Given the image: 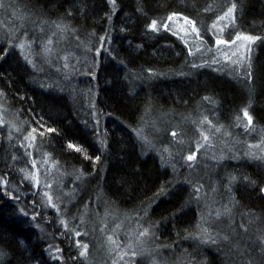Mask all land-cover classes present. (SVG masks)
I'll return each mask as SVG.
<instances>
[{
  "label": "trees",
  "instance_id": "16d2710c",
  "mask_svg": "<svg viewBox=\"0 0 264 264\" xmlns=\"http://www.w3.org/2000/svg\"><path fill=\"white\" fill-rule=\"evenodd\" d=\"M18 1L38 19L57 17L70 24L85 43L92 37L102 36L108 54L101 55L94 89L71 82L73 97L71 94L67 97L44 91L36 83L37 75L31 74L17 53L12 51L3 57L4 48L0 45V89L11 106L22 119L40 121L46 130H55L47 134L45 147L63 163L73 162L92 173L93 192L105 204L119 210H146L148 225L156 230L159 245L173 248L188 264H212L213 257L206 252L211 246H199L194 240L185 239L192 235L197 218V205L189 195L188 185L196 184L190 180L198 182L201 178L206 182L210 177L206 166L204 170L198 168L185 173L171 170L174 165L162 167L157 154L142 147L134 132L143 115L151 114L154 120L164 115L177 125L186 116L205 112L204 117L211 125L215 124L226 139V133L238 127L239 113L247 110L252 118L250 129L245 133L233 132L228 144L256 142L252 138L256 127L264 130V39L255 44L256 61L248 81L187 64L185 57L175 55L164 43L166 37L153 40L142 27L145 21L159 23L175 12L195 15L206 0H115L112 18L109 0ZM234 3L239 11L235 19L238 29L250 34L264 33V0H235ZM108 55L111 58L108 59ZM146 70L158 76H150ZM80 90H83L82 100L94 98L97 108L105 115L98 132L90 130L83 121L84 103H88L75 100ZM219 124H224L225 128ZM150 127L153 130L161 126L152 121ZM151 132L146 137L154 142L156 138ZM66 143L77 144V149L81 146L88 152V159L82 160V150L67 149ZM10 154L0 150V175L17 179L19 166ZM219 161L212 169L217 177L212 179L220 184L218 193L210 198L213 205L226 209L227 203L229 207L235 204L240 212L256 210L262 217L256 221V229L264 235V196L257 194L264 183L263 166L242 159ZM234 178L240 182L235 181L229 189L224 181ZM16 185L20 196H24L26 182L21 180ZM86 186L83 184L81 191H85ZM161 188L168 194L158 197ZM4 190L0 185V264H55L63 260L62 252L44 247V233L51 231L48 223L42 227L26 223L13 202L17 198ZM180 208L183 211L175 214ZM38 212L35 206L32 216L36 218ZM233 247L234 242L229 246L216 244L217 256L226 258L225 248ZM56 256L59 259L53 258Z\"/></svg>",
  "mask_w": 264,
  "mask_h": 264
},
{
  "label": "rangeland",
  "instance_id": "374dc122",
  "mask_svg": "<svg viewBox=\"0 0 264 264\" xmlns=\"http://www.w3.org/2000/svg\"><path fill=\"white\" fill-rule=\"evenodd\" d=\"M234 1L217 0L214 3L206 0L205 3L210 5L200 7L195 15L175 12L157 22L156 30L150 29L152 23L147 21L142 27L153 40L166 37L164 43L175 55L185 57L187 64L196 68L207 67L249 81L256 61L255 44L259 40L249 45L243 37L264 39V33L257 35L239 30L235 20L239 13L236 7L233 13L225 16L235 6ZM26 8L18 0H0V45L4 48L3 57L6 56L5 49L8 50L7 54L12 51L17 53L31 74L37 75L36 83L44 91L67 97L71 94L73 97L69 85L71 82L79 86L89 85L94 89L96 73L102 62L101 55L108 54L102 36L92 37L85 43L74 33L73 27L60 18L42 16L38 19L37 15L31 13L32 10L29 12ZM113 9L116 10V7L111 4V18L115 12ZM169 17L172 19L169 20ZM221 17L224 19L221 20ZM193 27L196 31H193ZM218 39L226 43L217 45ZM249 47L251 51H248ZM146 72L150 76H158L154 71ZM81 92L83 94V90L79 91L75 100L81 104L83 101L88 103H84L86 116L83 121L90 130L98 132L105 115L97 108L94 98L82 100ZM6 97L0 89V145L4 152L11 153V159L19 168L17 179H6L0 175V185L4 191L17 198L13 202L22 220L31 226L42 227L48 223L51 227L50 233H44V247L46 250L59 249L57 253L62 252L64 255V259L55 261V264H188L173 248L159 245L156 230L150 229L148 225L146 210H119L105 204L93 192V174L73 162L68 164L56 159L54 152L45 147L49 131L42 126V122L27 117L22 119ZM245 111L239 113L238 127L232 128L234 133L239 130L245 133L250 129ZM204 113L186 116L177 125L165 119L164 115L156 120L152 119L151 114L143 115L134 135L142 147L157 154L162 167L174 165L170 167L171 170L185 173L206 166L210 173L206 182L203 181L205 178H196L198 182L190 180L196 184H185L190 188L189 195L197 205L196 224L192 235L187 236L186 240H194L199 246H211L206 252L207 256L210 253L213 257L212 264H264V235L256 229V221L262 218L261 214H257L254 209L240 212L235 204L229 207L227 203L226 209L223 206L215 207L210 200L219 191L220 184L212 179L217 178L212 169L215 164H220L219 160L242 159L256 162L264 168V130L256 127V133L252 134L256 142L252 144L245 141L242 145L243 142L238 141L232 142L230 146L228 143L232 140L233 132L226 133V139H223L220 130L215 124H210ZM248 116L251 117L249 112ZM152 121L161 127L150 129ZM219 125L225 128L224 124ZM150 131L154 133L155 143L146 137ZM174 132L175 136L172 135ZM76 146L66 143L67 149L77 151ZM80 149L83 152L80 157L87 160L88 152L81 146ZM193 154L195 159L188 161L187 157ZM21 180L26 182L24 196H20L21 191L16 185ZM235 181L234 178L225 179L224 182L231 189ZM83 184H87L85 191H81V187L84 189ZM262 188L264 183L257 194L264 196ZM35 206L39 208L36 218L32 216ZM33 218L37 219L36 222ZM220 242L228 246L235 243V248H225L226 258L217 256L219 248H216V244ZM84 245H87L86 249ZM81 251L85 252L84 256L80 255ZM197 252H200V248Z\"/></svg>",
  "mask_w": 264,
  "mask_h": 264
},
{
  "label": "snow or ice",
  "instance_id": "6c2138e0",
  "mask_svg": "<svg viewBox=\"0 0 264 264\" xmlns=\"http://www.w3.org/2000/svg\"><path fill=\"white\" fill-rule=\"evenodd\" d=\"M109 2L112 3L113 5L115 4V0H109ZM113 10H115V9H113ZM234 10H235V6H233V8H230L229 11H228V13L225 14V16H228V15H230L231 13H233ZM171 19H172V17H169V20H171ZM220 19L222 20V19H224V17H221ZM189 23H191V22L189 21ZM156 24H157V22H156V21H153L152 24L149 25V28L152 29V30H156ZM214 27H215V25H214ZM193 31H196L195 27H193ZM239 38H240V37H238V39H239ZM103 39H104V38L102 37L101 40L103 41ZM243 39H245L246 41H248V42H249V45H251V44L254 43L255 41L260 40L261 37L244 36ZM49 43H51V41H49ZM216 43H217V45H220V44H224V43H226V41H223V40L218 39V40L216 41ZM20 47H23V45H20ZM7 51H8V50L5 49V54H7ZM98 51H99V50H98ZM248 51H251V47L248 48ZM244 115L248 118V123H249V125H250V124L252 123V118H251L250 116H248V112H247V111L244 112ZM34 131H35V130H34ZM48 131H49V132H52V131H55V130L49 128ZM41 135H43V133H41ZM172 135L175 136L176 133L174 132ZM205 140H207V137H205ZM69 147L71 148V147H73V146H72V145H69ZM76 150L79 151L80 149H76ZM97 159H99V157H97ZM194 159H195V154L190 155V156L187 157V160H188V161H192V160H194ZM189 166H191V165H189ZM196 192H197V193L199 192V189H198V188L196 189ZM261 192L264 193V188L261 189ZM167 194H168L167 190H166L165 188H161L160 192L157 193V196H158V197H159V196H166ZM49 203H50V200H49ZM182 211H183V208H180V209L177 210V213H175V214H179V213L182 212ZM175 214H174V215H175ZM25 215H26V213H25ZM33 219H34V218H33ZM146 231H147V230H145V232H146ZM143 234H145V233H142V235H143ZM76 235L79 236L80 233L77 232ZM225 238H226V237H225ZM213 242H214V241H213ZM77 245L79 246V241H77ZM83 247L86 249V248H87V245H84ZM58 251H59V249H57V252H58ZM80 255H81V256H84V255H85V252H84V251H81ZM53 258H54V259H59V256H56V257H53Z\"/></svg>",
  "mask_w": 264,
  "mask_h": 264
}]
</instances>
